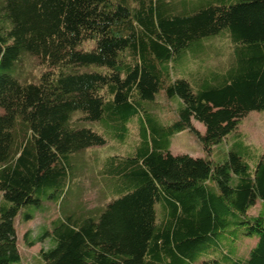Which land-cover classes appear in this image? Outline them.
<instances>
[{"label": "trees", "instance_id": "obj_1", "mask_svg": "<svg viewBox=\"0 0 264 264\" xmlns=\"http://www.w3.org/2000/svg\"><path fill=\"white\" fill-rule=\"evenodd\" d=\"M220 36L226 63L203 60L187 79L188 54ZM22 52L46 69L36 83L11 75ZM160 92L178 102L168 126L142 105ZM0 109V264L20 262L14 219L34 215L23 208L53 199L69 159L106 143L72 124L78 112L118 128L145 113L149 131L132 156L105 163L119 197L97 220L62 216L27 240L48 238L41 264H264V153L237 139L218 164L170 153L184 130L209 153L264 111V0H2ZM256 202L263 209L249 216ZM239 237L256 239L245 258L234 256Z\"/></svg>", "mask_w": 264, "mask_h": 264}, {"label": "rangeland", "instance_id": "obj_2", "mask_svg": "<svg viewBox=\"0 0 264 264\" xmlns=\"http://www.w3.org/2000/svg\"><path fill=\"white\" fill-rule=\"evenodd\" d=\"M200 2H197V4ZM0 4H2V0H0ZM93 46V44H85L84 48L91 49ZM203 48L204 53L200 54L197 51H192L191 54L199 55L192 57L191 54H188L186 62H183L181 69L185 72L184 76L187 79L196 69L198 63L205 64L203 60H206L207 65L218 67L224 65L231 51V45L224 36L204 42ZM206 54H208L207 59H205ZM93 69L96 68L91 67L86 71H92ZM45 70L30 53L22 52L15 68L11 71V75L20 84H32L38 81ZM176 76L178 75H174L173 78H176ZM142 105L165 126L172 124L176 118L178 102L166 99L162 92L158 93L152 102H143ZM0 114H2L1 109ZM145 116V113L133 115L124 128H118L106 115L102 120L95 122L85 121L80 112L73 115L72 124L75 127L92 130L103 136L106 143L103 146L76 153L69 159L70 168L67 167L63 185L55 193V197L53 199L41 198V204L38 208L32 206L23 208V212L34 211L31 220L23 221L21 214L16 216L14 227L16 246L20 255V262L16 264H41L39 253L49 247L48 238L36 241L31 246L27 245V240L29 242L34 241L41 235L42 231H49L54 220L71 215L80 219H84V216L89 215L90 218L97 220L105 205L119 197L111 182L107 180V175L103 174L104 165L111 157L125 158L134 154L140 143L142 128L147 132L149 131L144 119ZM191 123L195 130L200 134H204L205 129L202 124L196 121ZM234 139L240 140L248 146L254 156L255 154L258 156L264 153V111L247 114L241 119L234 134L225 138L221 144L212 147L209 153L201 148V145L187 130L181 131L171 138L170 153L212 160L213 164H218L225 160L227 152L231 148L230 144ZM254 161H248L251 168L254 166ZM262 209L263 204L256 202L247 214L256 216ZM157 212H159V207H157ZM226 238L228 239V237ZM255 244V238L239 237L234 243V256L236 258L247 257L249 250ZM230 246L231 244H225L223 250L226 251ZM214 257L220 258V253L212 251L209 258Z\"/></svg>", "mask_w": 264, "mask_h": 264}]
</instances>
